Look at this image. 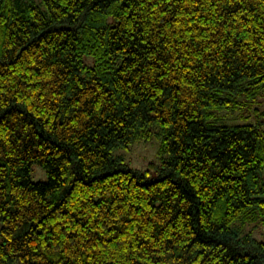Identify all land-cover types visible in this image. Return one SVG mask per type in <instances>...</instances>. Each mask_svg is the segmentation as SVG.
<instances>
[{
    "label": "trees",
    "instance_id": "obj_1",
    "mask_svg": "<svg viewBox=\"0 0 264 264\" xmlns=\"http://www.w3.org/2000/svg\"><path fill=\"white\" fill-rule=\"evenodd\" d=\"M263 99L264 0H0V264H264Z\"/></svg>",
    "mask_w": 264,
    "mask_h": 264
},
{
    "label": "rangeland",
    "instance_id": "obj_2",
    "mask_svg": "<svg viewBox=\"0 0 264 264\" xmlns=\"http://www.w3.org/2000/svg\"><path fill=\"white\" fill-rule=\"evenodd\" d=\"M252 108H258L261 112H264V99L261 103H253ZM251 109V107H249ZM257 113V112H255ZM226 121L233 123H241V115L237 113H224ZM260 118H264V115H260ZM160 141L153 137L147 142L139 141L129 149L120 151L124 158L125 163L131 170L140 171L145 173L149 179H155L159 176L160 159L158 157ZM154 165L156 167H154ZM31 178L34 182H46L48 176L39 165H34L31 172Z\"/></svg>",
    "mask_w": 264,
    "mask_h": 264
}]
</instances>
